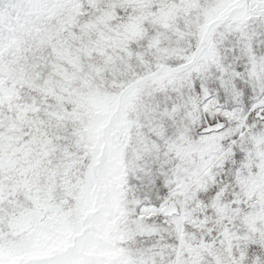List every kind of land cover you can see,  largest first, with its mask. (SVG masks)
Listing matches in <instances>:
<instances>
[{
  "label": "snow or ice",
  "instance_id": "1",
  "mask_svg": "<svg viewBox=\"0 0 264 264\" xmlns=\"http://www.w3.org/2000/svg\"><path fill=\"white\" fill-rule=\"evenodd\" d=\"M0 264H264V0H0Z\"/></svg>",
  "mask_w": 264,
  "mask_h": 264
}]
</instances>
